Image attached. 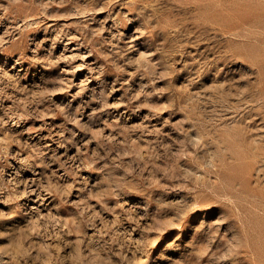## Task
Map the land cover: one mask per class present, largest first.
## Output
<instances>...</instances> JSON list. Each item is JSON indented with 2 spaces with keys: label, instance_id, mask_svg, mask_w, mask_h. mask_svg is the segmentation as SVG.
I'll list each match as a JSON object with an SVG mask.
<instances>
[{
  "label": "rangeland",
  "instance_id": "rangeland-1",
  "mask_svg": "<svg viewBox=\"0 0 264 264\" xmlns=\"http://www.w3.org/2000/svg\"><path fill=\"white\" fill-rule=\"evenodd\" d=\"M0 264H264V0H0Z\"/></svg>",
  "mask_w": 264,
  "mask_h": 264
}]
</instances>
